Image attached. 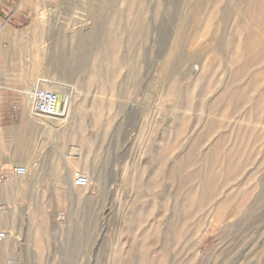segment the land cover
I'll use <instances>...</instances> for the list:
<instances>
[{
	"label": "rangeland",
	"instance_id": "1",
	"mask_svg": "<svg viewBox=\"0 0 264 264\" xmlns=\"http://www.w3.org/2000/svg\"><path fill=\"white\" fill-rule=\"evenodd\" d=\"M16 1L30 7L32 21L15 28L0 20V28L4 26L0 33V109L10 108L13 114L18 111L26 121L14 118L11 128L6 119L0 118V157L18 156L17 166L26 167L28 175L0 186V233L9 237L0 242V253L6 252L2 245L18 241L24 250L15 258V264H140L141 245L147 244L146 264H178L172 260L178 245L185 240L180 236L184 224L165 225L172 213L173 198L164 200L161 196L168 170L164 160L178 158L188 146L195 125L192 132L202 133L201 124L195 123L199 95L207 99L215 96L212 81L220 80L232 86V79L226 76V61L235 54L241 56L240 61L244 60L246 32L242 27L259 28V17L256 13H245L247 6L238 5L237 0H115L106 5L103 0ZM232 8L241 15L240 19L236 20L227 11ZM138 19L143 21L141 28ZM87 20L89 25L94 21L100 23L103 29L99 37L102 39L94 47L89 45L90 61L102 65V81L115 75L113 90L102 94L86 85L88 78L83 74L66 77L62 69L48 64L56 51L71 52L81 44L79 34ZM221 38L231 43L233 53L221 55L214 50L216 40ZM104 44H109L111 51L101 56L99 52ZM173 48H178L179 54H173ZM135 67L141 79L139 83L132 74ZM112 68L116 69L113 75L108 72ZM214 69H218L217 74L208 78ZM169 74L191 95L193 105L189 110L181 96L168 95ZM41 76L75 89L77 99L74 98L73 106L78 108L79 116L61 130L44 132L26 117V89ZM227 103L235 108L241 105V100L229 98ZM247 110L246 122L242 119L243 122L229 125L224 132L210 133L207 139L210 137L211 143L206 140L198 147L207 150L219 136L228 140L231 147L223 143L219 150L233 153L237 149L232 156L243 165L240 173L244 176L252 169L251 164L261 166L264 172V144L253 133L254 129L262 128L258 123L264 117L249 106ZM98 116L102 118L96 124ZM178 116L184 119L178 122ZM226 116L214 119L231 122ZM38 118L45 119L39 115ZM87 134L100 141L89 148L75 140L79 136L88 138ZM119 155L124 159L117 163L116 169H125L126 173L117 179L116 186L107 183L106 191L102 192L100 182L95 179L88 189L72 185L76 174L92 176L94 169H108L112 159ZM135 165L138 173H142L143 182L162 171L158 187L134 188L131 179L135 177L132 173ZM193 168L190 166L188 171ZM259 176L260 173L251 175L249 185L255 189L246 195V201L251 202L259 193L255 182ZM175 187L173 183L170 188ZM137 190L141 191L140 202ZM228 198L221 196L220 205L194 213L196 218L203 216L204 220L199 239H195L200 258L192 263L204 260V264H233L241 256L240 264H264V204L249 216V225L254 221L252 227L238 233L231 227L227 232L232 215ZM186 199L195 205L201 198L193 194L185 195L183 200ZM160 201L167 204L166 209H161ZM209 213L223 218L211 220ZM166 231L174 241L165 240ZM161 241L170 246L167 252L161 251ZM8 258L0 259V264H12Z\"/></svg>",
	"mask_w": 264,
	"mask_h": 264
},
{
	"label": "bare ground",
	"instance_id": "2",
	"mask_svg": "<svg viewBox=\"0 0 264 264\" xmlns=\"http://www.w3.org/2000/svg\"><path fill=\"white\" fill-rule=\"evenodd\" d=\"M114 1L115 0H103V3L106 5ZM237 3L238 5L245 4L247 6L245 13H248V14L256 13V15L259 17V20L261 21V25L259 28L251 30L249 27L243 26V23H241L243 26L242 30L246 32L245 33L246 39L244 41V46H243V49L245 51L244 60L240 61L241 56H239V54H235V55L230 56L228 60L226 61L228 65L226 76L228 77V79L229 77L232 79V86L227 85L226 82H221L220 80L218 81L216 80L214 82L212 81V85L216 89L215 96L211 99H207L205 96L199 95L198 102L195 105L198 110L197 112L198 119L195 121V123L198 122L201 124V128H203L202 133H198L199 130L196 132H192L196 129V125H195L191 129L192 131H190L192 136H190V139L188 141V146L185 149L181 150V153L178 156V158H175L174 160H168V162L164 160V164H168V170L165 175L166 183L165 185H163L161 196L163 199L173 198V203L171 206L172 213H171V216L167 220H165V223H166L165 225L168 227L171 224H176V222H181L182 224H184V230L180 233V236L184 237L186 240V241L184 240L185 242V243L183 242L184 244L181 243V245H178L179 247L178 252L175 255V257H173L174 259L172 260V262L174 261L173 263L176 262L179 264L181 262V264H191L192 262L200 258L197 241L195 239L197 240L199 239L200 224L203 222L204 219H202L203 216L201 218L200 217L196 218L197 215L196 216L194 215L195 212H198L199 214L200 212L208 211V208L211 205L212 206L214 204L217 206L220 205L221 202L219 203L218 201L219 198L221 196L223 198L224 195L225 196L228 195L229 197L228 200L231 203L230 209L232 213L231 212L230 213L232 215H231V220L229 219L230 224L227 226V229L225 231L228 232L229 230H231L230 229L231 227H235L237 229L236 232L238 233V232L246 231L250 227H252V225L254 224V221L251 222L252 223L251 225H249V222L251 221L249 216H251L252 212L258 206L264 204V172L261 170V166L251 164L252 169L250 170V172L245 176L244 174H241L240 170L243 167V165L238 164V162H235L233 159V156L235 155V153L238 152L237 149L236 150L234 149L233 153H230V150L226 151L225 153L220 152L219 148L223 145V143H225L224 145H226L229 148L232 145V144H228L229 143V142L227 143L228 140L226 141L225 139H222L221 136L217 137L213 141V143L210 144L207 150L205 151L198 150V147L200 144H202L206 140L209 141L210 137L208 139L207 137L210 133L212 132L216 133L219 131L224 132L228 129L229 125L233 127L235 125L234 123L243 122L242 119H244V115L248 111L247 110L248 106L251 109L255 110L256 112L259 111L260 117H264V0H237ZM257 8H258V11H257ZM227 11L230 14L234 15L236 20L240 19L241 15L236 10L234 11L233 8L227 9ZM88 20L86 24L82 27V31L80 30L81 34H79V42L81 44L75 46L73 51L71 52H65L61 50L56 51L55 54L50 58L48 64L53 66L56 69H62L66 77L71 76L73 73L83 74L86 77V79L88 78L87 79L88 81H86L87 83L84 80L86 85L88 84V87L90 89L91 88L98 89V92H96L97 94L98 93L102 94V93L111 91V89L113 90V88L115 87V85L113 87L115 75L108 76L106 80L102 81V77H103L102 76L103 74L101 75L102 65L98 63L97 61L93 62V61H90L89 59V56L91 53L89 45L93 46V44L98 42V39H100L99 37L102 36L103 29H102L101 24L95 21L93 24L90 23L92 25H89ZM138 20H139V26L141 28L143 21L142 19H138ZM3 29H4V26L0 28V33L3 32ZM134 36L136 37V35ZM82 41L83 43H85L86 41V43L82 44ZM216 41L217 42L215 43L214 50L217 51L219 54L222 55V54H225V52L233 53L232 50L230 51L231 43L230 44L226 43V40H224L223 38L216 40ZM109 44H104L103 46H101L102 51L99 52L101 56H104L106 53H109L111 51V49L109 48L110 47ZM235 48H236V45H235ZM237 48H239V45ZM172 53L179 54L178 48H173ZM73 64L74 66H72ZM115 70L114 69L108 70V72L109 73L111 72V75H113V73L115 74ZM217 72H218V69H214L212 73L208 75L207 77L209 78V77L215 76ZM132 74L135 75L136 81L138 83L141 82V79L139 77L136 67L132 71ZM38 87H42L44 89H49V90H55L60 94V98H61L60 105H61V109L62 110L64 109V114L60 115L59 117H55V118H50V117L48 118V117H43V116L41 117L45 119L38 118V114L35 112L33 103L31 100L32 92ZM167 88H168L169 96L170 95L181 96L183 99L182 102L184 103L185 107L188 110L191 108V106L193 105V100L191 98V95L187 93L184 89H181L179 87L178 82L175 80L172 74H169L167 77ZM25 93L27 96L26 97V106H27L26 117L29 118V120L32 121L33 123L40 125L44 132L61 130L62 128L65 127L67 123H69L73 118H75L77 114H79L78 113L79 110H77L78 108L74 109L75 105L73 106V101H74L75 94H76L75 89L72 87H68L65 84H62L60 82H57L54 79L46 80L44 77H42L38 79L37 82L33 84L31 83V86L28 89H26ZM229 98L241 100V105L233 108L230 104L227 103V99ZM92 99H94V97ZM96 111L97 110H95V112ZM97 113H95V115ZM228 113L233 114V116L227 117L226 114ZM235 115H238V116H235ZM222 116H226V119L231 122L227 123L224 118L214 119L215 117H222ZM101 118L99 116L96 117L95 123L97 124L99 121H101ZM200 118H203V119L201 120ZM183 119L184 117L178 116L176 118V121L179 122L180 120H183ZM244 121L246 122L247 119H244ZM258 124H260L262 128L256 129V130L254 129L253 133H256L258 138L259 139L261 138L264 144V120L261 119ZM81 126L82 125L80 124V127ZM67 134L69 136V133ZM87 135H88L87 136L88 138H82V137L80 138L79 136V139H75V140L84 142V144L88 145L87 147L89 148L93 146L95 142L100 141V138H97L94 136L89 137V134ZM22 140H24V138ZM209 142L211 143V141ZM123 159H124V156L122 155L116 156L115 158L112 159L111 162L109 160L110 165L108 169L106 168L105 170H102V171H96L94 169V171L92 172V176H86L89 180L90 187H91V183L93 179L100 182V191L102 192L106 191L107 183L109 184V186L111 185L116 186L118 182L117 179L119 177H123L126 173L125 169H121V170L116 169L117 163L121 164V161ZM190 166H194V168L193 170L188 171V168ZM138 169L139 168L135 165L132 171V173L135 175V177L131 179L134 188L136 187L139 189L141 185H146L148 188L158 187L157 186L158 178L160 175L163 174L162 171L159 170L154 175H150V177L146 181L143 182V179H141L142 173L140 172L138 173ZM255 173H260L259 178L256 179L255 181L259 188V193L255 197V199L249 202L248 200L247 201L245 200V197L247 194L250 195V193H252L253 190L255 189L253 186L251 187V185H249L250 184L249 181L251 180V175ZM104 179H106V181H104ZM173 183L176 185V187L174 190H171L170 187L172 186ZM72 185L74 186V184ZM140 193L141 191L137 190L136 197H137V201L139 202L142 199V197L140 196ZM193 194L200 195L201 199L199 203L194 205L193 203L189 202L187 199L183 200V197L185 195L189 197ZM217 201L219 204L217 203ZM166 207H167V204L165 202L163 203L161 202V209L162 210L166 209ZM193 208H197V210ZM242 210L245 211V213L243 212V215L239 216V213ZM220 216L214 213H209V218L211 220H213L214 217H217L218 219L220 218L222 219L223 215H220ZM142 220L143 218H141L139 221H142ZM158 226L159 227L162 226L161 221H160V224H158ZM170 235L171 234L167 233L166 231V233H164L165 240H169V239L173 240L174 237H170ZM152 236H155V234H148V237H152ZM160 243H162V241ZM166 243L167 242H165L164 244L162 243L163 245H161L163 246V248H161L162 252H167L168 248L170 247V246L167 247ZM147 252H148L147 244H142L140 248V253H139V257H140L139 263L140 264H146ZM241 259H242L241 256L237 257L233 264H240ZM157 264H159V262ZM199 264H204V260H202L201 263L199 261Z\"/></svg>",
	"mask_w": 264,
	"mask_h": 264
},
{
	"label": "crops",
	"instance_id": "3",
	"mask_svg": "<svg viewBox=\"0 0 264 264\" xmlns=\"http://www.w3.org/2000/svg\"><path fill=\"white\" fill-rule=\"evenodd\" d=\"M0 20L7 25H12L15 28L24 27L31 23L32 14L29 6L22 4L16 0H0ZM1 101V99H0ZM1 105V104H0ZM0 118L6 119L11 128H13V119L16 118L19 122L26 121L24 114L18 111L13 114L10 108L0 109ZM9 126V127H10ZM19 162V157L14 154H3L0 157V171H7L15 166ZM3 242V241H0ZM6 252L0 253V259L8 260L15 264V258H18L23 252L22 246L18 244V241H13L8 245H2Z\"/></svg>",
	"mask_w": 264,
	"mask_h": 264
},
{
	"label": "built area",
	"instance_id": "4",
	"mask_svg": "<svg viewBox=\"0 0 264 264\" xmlns=\"http://www.w3.org/2000/svg\"><path fill=\"white\" fill-rule=\"evenodd\" d=\"M31 100L39 116L55 118L64 114V109L62 110L60 105V94L55 90L38 87L32 92ZM27 175L28 170L24 166H15L11 170L0 171V186L10 184L14 179L25 178ZM74 186L79 189H88L90 183L85 175L76 174ZM7 240H9L7 234L0 233V241Z\"/></svg>",
	"mask_w": 264,
	"mask_h": 264
}]
</instances>
